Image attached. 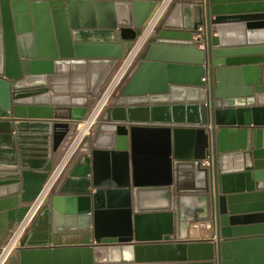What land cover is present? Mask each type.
I'll list each match as a JSON object with an SVG mask.
<instances>
[{"label":"water","instance_id":"95a60500","mask_svg":"<svg viewBox=\"0 0 264 264\" xmlns=\"http://www.w3.org/2000/svg\"><path fill=\"white\" fill-rule=\"evenodd\" d=\"M159 5L0 0V187L18 188L21 169L51 171ZM95 35L112 43L87 41ZM137 59L91 154L76 156L36 214L18 264H264V149L238 128L264 126V0L177 3ZM106 216L122 223L105 228ZM210 221L214 240L188 239ZM92 225L94 244H52ZM7 227L0 209V238Z\"/></svg>","mask_w":264,"mask_h":264},{"label":"crops","instance_id":"0c3cea01","mask_svg":"<svg viewBox=\"0 0 264 264\" xmlns=\"http://www.w3.org/2000/svg\"><path fill=\"white\" fill-rule=\"evenodd\" d=\"M161 1V0H158ZM182 2H191L192 4H200L204 5V0H176L173 5L166 11L165 15L163 16V20L170 17L173 9L175 8V5L177 3ZM160 25V23H159ZM159 25L157 28H159ZM203 29L205 31V27H201L199 30ZM155 32V31H154ZM214 34H212L213 36ZM193 39H199L198 36H194ZM88 42L93 43H112L111 38H102L100 36H91L87 40ZM203 48L199 47V50ZM206 78H202V80H205ZM208 79H206L207 81ZM189 80L181 79L179 82L183 84H187ZM117 96V95H116ZM9 120H12L13 123L16 121L10 116V118H6ZM30 122H36L34 120H31ZM47 122V121H42ZM75 126V124H74ZM73 126V127H74ZM99 126L95 129L94 133L91 137L88 138L86 143L83 145V150L81 151V154H91V145L93 140L95 139L96 134L98 133ZM239 129L245 128V129H254L255 130V146L259 147V149H264V126H240ZM1 139V135H0ZM245 145L247 143V138L244 139ZM0 143V153L3 152V149L1 148ZM60 157V150L53 153V160L52 165L58 161ZM76 158V157H75ZM74 158V159H75ZM73 159V161H74ZM264 159L259 161H262ZM72 161V163H73ZM258 161L254 160L253 162ZM71 163V164H72ZM110 162H103L102 166L106 170H108V167H110ZM207 166V164H203ZM241 166L245 168V164L241 163ZM111 168V167H110ZM20 183L17 188V186H14L13 184H9L6 186L0 187V209H4L7 213V229L5 230L4 234L0 238V253L2 248L7 244L9 241L11 235L13 232L17 229V227L20 225V223L23 221L29 210L31 209L32 205L35 203L37 198L39 197L41 190L48 178L49 172L48 171H40L38 169L34 168H27V169H21L20 171ZM88 178L92 179L93 174H89ZM18 194L16 196H12L13 192L18 191ZM15 199V200H14ZM44 203V202H43ZM48 202L45 203V205ZM44 205V204H43ZM250 210H256L255 207L250 208ZM121 219V218H120ZM117 217H110L106 216L103 219V225L105 228H110L112 225L122 223V221ZM34 221V220H33ZM255 220H241V223L244 224H250L254 223ZM33 223V222H32ZM32 227V224L28 230L30 231ZM195 233H193V231ZM27 232V233H28ZM27 235V234H26ZM215 224L214 222H200L197 225H191L189 230V236L188 239L190 241H209L215 239ZM26 237V236H25ZM223 239V238H222ZM95 243V232L93 225L91 226V229L89 231H68V232H61V233H54L52 235V244L54 246H80V245H91ZM18 252L13 254L12 261L10 264H18ZM124 264H136V263H124ZM142 264H217L215 261H207V262H184V263H142Z\"/></svg>","mask_w":264,"mask_h":264},{"label":"built area","instance_id":"2783aa9c","mask_svg":"<svg viewBox=\"0 0 264 264\" xmlns=\"http://www.w3.org/2000/svg\"><path fill=\"white\" fill-rule=\"evenodd\" d=\"M175 1L176 0H161L160 1L159 7L154 12L151 19L147 23V25L142 29L141 35L136 40L133 48L130 50V52L125 57H123L120 60L119 64L116 66V68L113 70V72L107 79L106 83L104 84L96 100L95 105L92 108H90L86 118L81 122L75 123V126L69 132L67 137L63 140V142L61 143L59 147L60 157L58 161L51 168V171L49 172L48 178L41 190L39 197L37 198L35 203L32 205L31 209L29 210V212L27 213L23 221L20 223L17 229L13 232L7 244L2 248L1 253H0V258L2 254L6 251V249L10 246V244L13 243L14 240L16 241H15V247L13 248L12 253L16 252L19 248H21L23 240L36 214L45 205V203L49 201L54 189L56 188L57 184L60 182L65 172L71 165L73 159L78 154H81V151L84 149L83 145L86 143L88 138L92 136V134L94 133L98 125H100L98 121L100 114L110 104L112 98L118 94L120 88L131 77L132 73L137 68L139 64L138 59H137L139 52L146 44L147 39L154 33V31L158 27L166 11L173 5ZM200 32L204 33V30L201 29ZM85 128L87 129V134L80 138L82 130ZM204 163L207 164V166L211 165V162L209 159L205 160ZM50 182H52V184L48 192L47 199L44 202V205L41 208H39L40 206H38V208L35 210V213L31 217V220H30L31 224L20 232L26 219L28 218L31 211L36 207L41 195L44 193V191L46 190V187L50 184ZM18 234H19V237L17 238Z\"/></svg>","mask_w":264,"mask_h":264},{"label":"bare ground","instance_id":"6f19581e","mask_svg":"<svg viewBox=\"0 0 264 264\" xmlns=\"http://www.w3.org/2000/svg\"><path fill=\"white\" fill-rule=\"evenodd\" d=\"M87 134V129H83L82 130V133L80 135V138L85 136ZM53 182V181H52ZM52 182H50V184L46 187V190L44 191V193L41 195L36 207L31 211V213L29 214L28 218L26 219L24 225L22 226L20 232L25 229L26 227H28L31 223H30V220H31V217L32 215L35 213V210L38 208V206H40L39 208H41L43 206V202L46 201L47 199V196H48V192L50 190V187H51V184ZM193 231V230H192ZM19 232V233H20ZM193 233H195V231H193ZM19 237V234L17 235V238ZM15 241H13L12 244H10V246L6 249V251L2 254L1 258H0V264H5L8 260V258L11 256L12 254V251H13V248L15 247Z\"/></svg>","mask_w":264,"mask_h":264},{"label":"rangeland","instance_id":"374dc122","mask_svg":"<svg viewBox=\"0 0 264 264\" xmlns=\"http://www.w3.org/2000/svg\"><path fill=\"white\" fill-rule=\"evenodd\" d=\"M16 252H13L12 254H11V256L8 258V260H7V262L5 263V264H10L11 263V261H12V257H13V254H15Z\"/></svg>","mask_w":264,"mask_h":264}]
</instances>
